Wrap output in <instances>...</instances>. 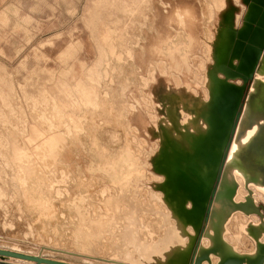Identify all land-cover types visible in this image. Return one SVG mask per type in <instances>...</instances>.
<instances>
[{"label":"rangeland","instance_id":"obj_1","mask_svg":"<svg viewBox=\"0 0 264 264\" xmlns=\"http://www.w3.org/2000/svg\"><path fill=\"white\" fill-rule=\"evenodd\" d=\"M229 4L238 11L235 22L239 28L245 22L244 6L240 0H229ZM7 6L10 8L0 13V248L74 264L140 262L135 253L125 257L124 250L131 245L126 244L129 237L126 234L145 241L146 231L141 226L126 234L122 231L116 235L112 227L93 231L92 238L82 234L88 224L95 229L98 216L105 210L104 202L114 191L112 184L99 174L102 175L103 168L112 163L113 155L124 153L129 148L134 149H131L132 154L142 159L140 164L145 167L142 163L150 160L147 155L151 156L150 151L156 147L154 131L148 128V132L140 133L134 122L139 115L150 116L146 111H155L147 98L150 93L156 94L155 87L172 86L175 91L186 88L187 84L193 86L196 79L193 77L201 78L210 67L203 47L204 43L210 42L208 37L213 36L218 14L215 13L213 18L209 16L206 0L205 3L204 0H12ZM259 7L258 16L262 14L264 1L259 2ZM177 9L186 10L193 16H187L181 25L175 15ZM256 22L252 24L255 26ZM187 31L194 33L195 41H192L188 52L189 66L178 73L170 67L172 60L162 48L166 44L162 43L172 40V45L176 47L181 39L187 37ZM103 32L109 34L107 40L103 38ZM249 36L250 33L245 42ZM204 38L208 41L204 42ZM201 55L204 56L205 69L200 67ZM160 60L168 64L166 69L161 67ZM83 88L94 91L95 106H80L76 93L83 95ZM164 88L159 92L157 90L160 94H156L158 100L166 95ZM130 103L135 105L133 110H130ZM106 108H109L108 112ZM181 115L186 116V111L181 109ZM71 116L79 122L78 132L69 128ZM148 120L151 118L148 117ZM52 134L64 137L65 141V144L63 141L54 143L56 158H37L41 164L31 161L33 164L25 171L13 169L8 157L14 145L28 147L33 152L36 148L29 143L30 137L41 141L48 140ZM225 161L226 158L223 166ZM22 173L27 178L25 184L20 183L19 174ZM220 176L215 182L216 189ZM155 182L156 177L146 166L139 184H129L125 189L126 200L119 202L134 208L137 205V212H147L151 227L154 223L157 229V220L149 215L162 210L156 209L152 202L156 200V194L152 195L150 190ZM119 197L115 195L113 203ZM263 200L264 196L257 199L264 213ZM146 203L149 209L144 207ZM211 207L210 201L208 214ZM164 221L166 231L161 236L151 231L152 237H159L151 256L159 251L166 252L171 243L176 244L179 239L169 214H165ZM230 225L231 231H234L232 222ZM202 232L194 245L191 264ZM140 233H143L142 236ZM2 257L5 261L0 258V263L35 264L27 259ZM208 262L209 259L204 261L205 264Z\"/></svg>","mask_w":264,"mask_h":264},{"label":"bare ground","instance_id":"obj_2","mask_svg":"<svg viewBox=\"0 0 264 264\" xmlns=\"http://www.w3.org/2000/svg\"><path fill=\"white\" fill-rule=\"evenodd\" d=\"M262 1L264 0H240L245 9V22L237 28L235 17L238 11H236L235 6L229 4V0H206L209 16L213 18L215 13L218 14V24H216L213 36L208 37L210 42L204 43L203 47L209 57L210 67L203 72L201 78L196 75L193 77L196 78L193 86L187 84L186 88L175 91L171 89L172 86L171 88L165 87L164 93L166 95L159 100L156 98L155 92L150 93L147 97L155 109L152 113L150 110L146 113L150 114L148 117L151 120L147 128L154 131L156 147L150 149L151 156L147 155L150 160L142 164L145 163V167L149 166L153 176L156 177V182L153 183L154 186L150 190L152 195L156 194V200L150 199V201L154 202L153 205L156 209L162 210L149 213V215L154 216L151 219L157 220V225L159 224L157 229L154 228L153 221V227H151L147 212H137V205L134 208L125 202H119V200H126L127 195L125 193L127 192L125 189L129 184L132 186L139 184L145 168L140 164L142 159L140 160L139 157L133 155L132 150L134 149L129 148L124 153L113 155L111 157L112 163L109 165L111 167H104L102 175L99 174L112 184L114 191H111L106 198L105 210L98 216L95 229H92V226L88 224L84 227L83 232L85 233L82 232V234H88L91 237L93 231L100 232L101 228L108 227H112L116 235L122 231V234H126V232H130L132 229L136 230L137 227L141 226L142 230L145 229L144 232L146 231V236L143 237L145 241L141 242L139 239L126 234L129 236L126 244L130 243L131 245L130 248L124 250L125 257L135 253L140 261L136 264H191L194 245L203 230L204 221L208 218L197 243L192 264H205L204 261L208 259L209 262L206 264H264V213L257 201L259 196H264V9L262 14L257 15L260 8L259 2ZM175 15L181 25L185 23L187 16H193L192 13H188L186 10L183 12L179 9ZM254 21H257L255 26L252 24ZM245 31L247 33L243 36ZM185 33L187 37L181 39L182 41H179L176 47L172 45V40H165L162 43L166 44L162 48L168 52L166 55L172 60L170 67L175 68L178 73L183 70V67L189 66L188 52L191 50L192 41H195L194 33L188 31ZM249 33L250 36L245 42L244 40ZM179 35L181 36V34ZM103 38L107 40L108 35L104 33ZM208 39L204 38L203 41L207 42ZM200 58V67L205 69L202 60L204 56ZM160 63L162 64L161 67L166 69L168 64L161 62V60ZM160 63L158 64L160 65ZM236 79L241 81L236 82ZM248 82L249 85L246 87ZM93 94L94 91L89 88H83V95L76 93L80 100V106L87 104L95 106L96 94H94L95 96ZM147 98L144 99L147 100ZM134 107L135 105L130 103V110H133ZM181 109L186 111V116L181 115ZM256 117L258 120L255 122ZM79 126V122L71 116L69 128H74L78 132ZM63 139L64 137L53 134L49 136L48 140L43 139L41 141H36L30 137L29 143L36 148L33 152H30L28 147L21 148L14 145L11 149V155L8 157L13 169L17 172L25 171L29 165L33 164L31 161H38L37 158L44 160L48 157H55L54 143L56 141L62 143ZM63 142L65 144V141ZM35 154L40 155L35 157L33 156ZM225 158L226 161L223 166ZM60 160L62 159L60 158ZM120 163L123 164L119 166ZM19 175L20 183L25 184L26 175L24 173ZM218 176L220 178L216 189L215 182ZM31 190L33 191V188ZM28 195L30 194L28 193ZM115 195L120 197L116 200L117 202L113 203ZM210 201L212 207L208 214L207 208ZM144 207L150 208L147 203L144 204ZM106 209L108 212L105 213ZM165 214H169L171 217L179 239L175 242L176 244L171 243L166 252L159 251L155 253V256H151L152 248L159 237H152L150 234L154 230L161 236L164 230L166 231L164 228ZM144 215H147L146 218L149 220ZM231 222L235 227L234 231L230 229ZM117 228L121 229L116 231ZM117 240L121 239L118 238ZM2 259L5 261L3 257ZM118 262L114 264H120L121 261Z\"/></svg>","mask_w":264,"mask_h":264},{"label":"water","instance_id":"obj_3","mask_svg":"<svg viewBox=\"0 0 264 264\" xmlns=\"http://www.w3.org/2000/svg\"><path fill=\"white\" fill-rule=\"evenodd\" d=\"M257 120H258V117H256L255 122ZM2 256L20 257V258L31 260L35 264H74V263H70L66 261L51 259L48 257H41V256H36V255H29V254L19 253L15 251L0 249V258H2ZM2 261L4 262V260ZM0 264H13V263H0Z\"/></svg>","mask_w":264,"mask_h":264},{"label":"crops","instance_id":"obj_4","mask_svg":"<svg viewBox=\"0 0 264 264\" xmlns=\"http://www.w3.org/2000/svg\"><path fill=\"white\" fill-rule=\"evenodd\" d=\"M12 0H0V13H1V11H3L4 9H8V8H10L9 6H7V5H9V3L11 2ZM104 33L105 32H103V35H104ZM107 35H109V34H107ZM109 37V36H108ZM164 88V86L162 87V86H159V87H155V90H156V94H158V92L159 91H161L162 89ZM160 89V90H159ZM157 90H158V92H157ZM160 94H158V96H159ZM77 96V95H76ZM76 99H78V101H80L79 100V98L78 97H76ZM139 117V119L136 121V122H134V125L136 126V128L140 131V133L141 132H143V133H146V132H148V122H149V120H148V117L145 115V116H142V115H139L138 116ZM144 137V136H143Z\"/></svg>","mask_w":264,"mask_h":264},{"label":"flooded vegetation","instance_id":"obj_5","mask_svg":"<svg viewBox=\"0 0 264 264\" xmlns=\"http://www.w3.org/2000/svg\"><path fill=\"white\" fill-rule=\"evenodd\" d=\"M239 34H240V32H239ZM239 34H238V35H239ZM6 262H9V261H6ZM9 263H12V262H9Z\"/></svg>","mask_w":264,"mask_h":264}]
</instances>
